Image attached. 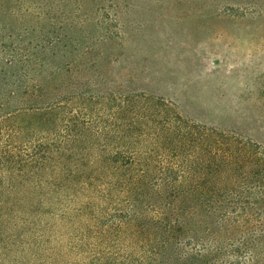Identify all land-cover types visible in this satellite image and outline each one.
<instances>
[{
  "label": "trees",
  "instance_id": "16d2710c",
  "mask_svg": "<svg viewBox=\"0 0 264 264\" xmlns=\"http://www.w3.org/2000/svg\"><path fill=\"white\" fill-rule=\"evenodd\" d=\"M66 5L0 0V264H264V140L109 74Z\"/></svg>",
  "mask_w": 264,
  "mask_h": 264
},
{
  "label": "rangeland",
  "instance_id": "374dc122",
  "mask_svg": "<svg viewBox=\"0 0 264 264\" xmlns=\"http://www.w3.org/2000/svg\"><path fill=\"white\" fill-rule=\"evenodd\" d=\"M63 14L99 22L109 74L175 100L197 120L264 140V0H50ZM230 1L259 13L223 17ZM236 6V5H235ZM111 60V65L108 63ZM109 67V68H108Z\"/></svg>",
  "mask_w": 264,
  "mask_h": 264
}]
</instances>
